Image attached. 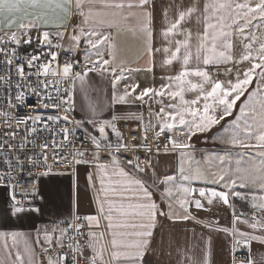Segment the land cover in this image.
<instances>
[{
	"label": "snow or ice",
	"instance_id": "snow-or-ice-1",
	"mask_svg": "<svg viewBox=\"0 0 264 264\" xmlns=\"http://www.w3.org/2000/svg\"><path fill=\"white\" fill-rule=\"evenodd\" d=\"M81 167L95 211L65 215L47 185ZM0 189V264H162L163 220L201 229L167 264H214L219 237L222 264H264V0H0Z\"/></svg>",
	"mask_w": 264,
	"mask_h": 264
},
{
	"label": "crops",
	"instance_id": "crops-1",
	"mask_svg": "<svg viewBox=\"0 0 264 264\" xmlns=\"http://www.w3.org/2000/svg\"><path fill=\"white\" fill-rule=\"evenodd\" d=\"M33 43H35L33 41ZM216 70L213 68V73L215 74ZM164 73L162 70L157 67L155 69V80H153V74L147 73V72H140L135 74L134 79L136 82H139L141 87L148 86L146 82L151 81V85L159 86L161 83L160 77ZM91 82L97 87V88H106L107 82L101 81L99 77L95 76V74H90ZM232 77V76H231ZM219 79L226 80L229 79V77H225L222 73L219 75ZM122 87V85H121ZM93 96H95V93H93ZM190 98V97H189ZM167 102V101H166ZM76 103H77V111L74 113V115L77 118H80V116L83 114L80 111L81 106V98L79 94L76 96ZM155 107V105H154ZM132 111H140L143 112L144 115H147V105H144L142 107L140 106H133ZM108 113H105V116H107ZM235 115V114H234ZM233 117L226 118L225 121H221L220 125H216L211 131L203 134H198V136L193 137L192 143L195 145V148L197 150V157L199 158V155L201 152H213V153H220L222 154L223 151L226 149L227 146L221 145L217 143L214 140V137L218 134H220L223 131V126H227V122H229ZM233 151H239L238 149H233ZM170 157H165L164 155H161L160 157V165L159 170L160 172H166L169 171L168 169V163L170 162ZM74 179L76 183H74ZM48 189L49 192L54 197L58 208L60 211H62L65 215H68L69 212L72 209L73 201L75 200L79 205V211L83 214H87L89 212L95 211V205L92 203V192L88 188L87 181L84 174V169L81 167L79 170V175L75 178L72 177L70 173H65L64 175L56 176L52 178L48 182ZM3 190L0 189V199L3 198ZM194 213L200 216L201 218H205L206 214L203 212L196 213L195 209H193ZM230 210L226 208H220L219 211V217L221 219V223L224 224L227 222V220L230 218L229 215ZM51 217H45L44 220L47 222ZM196 229L197 232H199L201 229L198 225H195L192 221H168L163 220L162 221V227L158 228L157 230V241H159L160 236L162 235L165 241V244L163 246V249H158L157 254L155 257H153L154 261L159 260L162 262V264H167L169 261V257L167 256V241L170 238H174L175 241L179 242L181 246L185 243V237L186 234L190 238L191 236V230ZM226 244L224 243L222 237L216 238L214 241V254H213V262L214 264H222L223 261L227 260V254H226ZM255 248V246H254ZM199 254V253H197ZM177 259L176 252L173 250V255L171 257L172 264H175V260Z\"/></svg>",
	"mask_w": 264,
	"mask_h": 264
},
{
	"label": "built area",
	"instance_id": "built-area-1",
	"mask_svg": "<svg viewBox=\"0 0 264 264\" xmlns=\"http://www.w3.org/2000/svg\"><path fill=\"white\" fill-rule=\"evenodd\" d=\"M35 44V43H34ZM33 51V49H32V47H27V52H32ZM23 54V53H22ZM77 70H79L78 68H77ZM29 102L30 103H32V104H34L35 103V97H30L29 98ZM18 112H21V111H30V108L29 109H26V110H20V109H18L17 110ZM147 115H145V117H146ZM138 122H136V121H128V122H121L120 123V127L122 128V130L127 134L128 133V131H129V129L130 128H135L136 127V124H137ZM44 135L46 136L47 135V133H44ZM78 135H79V133H78ZM164 143V141H163V138H162V140H161V144H163ZM238 255H239V257L240 258H243V256L245 255V252H244V250H241L239 253H238Z\"/></svg>",
	"mask_w": 264,
	"mask_h": 264
},
{
	"label": "rangeland",
	"instance_id": "rangeland-1",
	"mask_svg": "<svg viewBox=\"0 0 264 264\" xmlns=\"http://www.w3.org/2000/svg\"><path fill=\"white\" fill-rule=\"evenodd\" d=\"M32 35H33V37H35L36 36V33H32ZM34 42H35V40H34ZM241 68H243V67H247V65L245 64V65H241L240 66ZM234 76H235V69H234V71H233V75H232V77H229V79H234ZM146 84L149 86V85H151V81H149V82H146ZM241 100L243 101L244 100V97H242L241 98ZM240 104V101H238V105ZM235 114V113H234Z\"/></svg>",
	"mask_w": 264,
	"mask_h": 264
},
{
	"label": "trees",
	"instance_id": "trees-1",
	"mask_svg": "<svg viewBox=\"0 0 264 264\" xmlns=\"http://www.w3.org/2000/svg\"><path fill=\"white\" fill-rule=\"evenodd\" d=\"M234 203L236 204L238 210H247L243 201L235 200Z\"/></svg>",
	"mask_w": 264,
	"mask_h": 264
}]
</instances>
